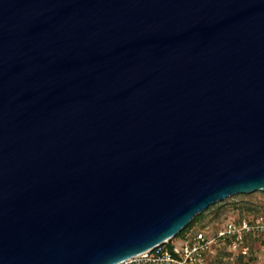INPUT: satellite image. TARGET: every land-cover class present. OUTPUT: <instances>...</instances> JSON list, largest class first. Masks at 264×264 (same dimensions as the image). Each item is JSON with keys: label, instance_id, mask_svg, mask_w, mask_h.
<instances>
[{"label": "water", "instance_id": "water-1", "mask_svg": "<svg viewBox=\"0 0 264 264\" xmlns=\"http://www.w3.org/2000/svg\"><path fill=\"white\" fill-rule=\"evenodd\" d=\"M264 192V0H0V264H121Z\"/></svg>", "mask_w": 264, "mask_h": 264}, {"label": "built area", "instance_id": "built-area-1", "mask_svg": "<svg viewBox=\"0 0 264 264\" xmlns=\"http://www.w3.org/2000/svg\"><path fill=\"white\" fill-rule=\"evenodd\" d=\"M219 249L225 250L231 262L239 259L247 261L251 255L253 259H260L264 255V217L227 220L212 230L195 229L183 237L168 239L121 264H206Z\"/></svg>", "mask_w": 264, "mask_h": 264}, {"label": "rangeland", "instance_id": "rangeland-1", "mask_svg": "<svg viewBox=\"0 0 264 264\" xmlns=\"http://www.w3.org/2000/svg\"><path fill=\"white\" fill-rule=\"evenodd\" d=\"M231 196H234V195H231ZM229 197H226L225 199ZM225 199L221 201H224ZM216 203H214L215 207L214 209H212L213 213L210 214V216L207 215L203 220L204 223L208 225H211L214 223L220 224L221 222L227 219L237 220L243 217L244 218H253L256 216L264 217V193H261V191H255L245 196L237 195L233 199L225 202L219 207H216V205H218ZM248 204H251V210L247 212L245 207L248 206ZM220 261L221 262L219 263L215 260V257L210 256L206 264H235V262L229 261L227 257L221 258ZM250 264H264V255H262L260 259H254L253 261L250 262Z\"/></svg>", "mask_w": 264, "mask_h": 264}, {"label": "trees", "instance_id": "trees-1", "mask_svg": "<svg viewBox=\"0 0 264 264\" xmlns=\"http://www.w3.org/2000/svg\"><path fill=\"white\" fill-rule=\"evenodd\" d=\"M261 193H264V192H262L261 191ZM250 193H247V194H237V195H243V196H245V195H249ZM237 195H234V196H231V197H229V198H227V199H225L224 201H219V202H217L216 204H218V205H216V207H219V206H221L222 204H224L225 202H227V201H229V200H231V199H233L235 196H237ZM214 207H215V204L214 205H212V206H210V207H208L206 210H204V211H202V212H200V213H198V214H196V215H194V217L188 222V224L176 235V237H183L186 233H188V232H190V231H193V230H195V229H205V228H208V229H214L217 225H219L218 223H214V224H211V225H208V224H206V223H204V218L208 215V216H210V214H212L213 212H212V209H214ZM245 209L247 210V212L248 211H250L251 210V204H248V206H246L245 207ZM245 219H248V218H239V219H234L233 221H241V220H245ZM228 220V219H227ZM227 220H224L223 222H225V221H227ZM223 222H221V223H223ZM220 223V224H221ZM252 244V243H251ZM252 246V248H253V245H251ZM253 253V251H251V254ZM213 257H215V260L217 261V262H221L220 261V259L221 258H225L226 257V252H225V250L224 249H219V250H217L213 255H212ZM254 259H253V257H252V255H251V257H249L248 258V260L247 261H244L243 259H239L238 261H236L235 262V264H250V262L251 261H253Z\"/></svg>", "mask_w": 264, "mask_h": 264}]
</instances>
